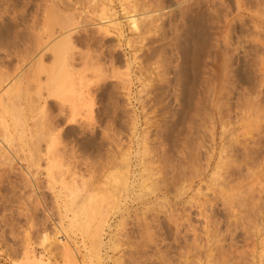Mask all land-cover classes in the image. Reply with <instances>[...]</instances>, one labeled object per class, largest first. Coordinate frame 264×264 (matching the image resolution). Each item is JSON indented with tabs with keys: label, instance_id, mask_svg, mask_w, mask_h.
I'll return each instance as SVG.
<instances>
[{
	"label": "rangeland",
	"instance_id": "rangeland-1",
	"mask_svg": "<svg viewBox=\"0 0 264 264\" xmlns=\"http://www.w3.org/2000/svg\"><path fill=\"white\" fill-rule=\"evenodd\" d=\"M51 1L0 0V24L2 23V25L0 26V71H6L8 72V74L12 72V74H9V76L11 75L10 78H12L14 77L13 72L21 69L23 71V74H26V77H32V75H29V72H32L31 70H33V68H31L33 66L30 67L32 61V64H35L34 67L40 65L41 63H45V66L47 65V67L50 66L48 64H53L52 62L53 59H55V56H51L53 53V49L51 48V46H53V42L51 40L55 38V35H57L58 37V34L53 33L54 36H52V33L50 31L47 32V26L45 27V29H47L45 31L44 22L45 25H49L47 22L48 18H50L51 13H53L54 11L57 12L58 9L59 10L57 14L60 13L62 16H60V14L56 15L54 13L55 17L53 14V16H51L52 19L50 18L49 20L50 22L52 20H56V17H61L63 21L65 20V23L67 22L68 18L69 23V17H72L74 15V18L71 19H75V21L71 20L70 22L73 21L76 23L77 18V22L80 21L78 24H83L84 22L83 25L87 26V28L85 27L84 31V26L82 25V27L77 24L76 30H73L70 35V40L72 41V44L74 46L73 50L77 49L74 50L75 52L73 51L75 54H77L76 52L79 51L84 56V53L86 54V51L91 50L92 48V51L95 50L99 52V50L102 49V46L100 47V45L103 44L104 54L101 56L104 57L100 58V64L104 72H106L107 69L112 70V68H110L112 65V67L115 68L114 65L117 66L116 63L120 61L121 63L118 64L122 65H120V67H118L119 65L117 66L120 69L124 65V68L127 69L129 67V62H132L130 65L131 68L129 67L128 72H126V76L130 77V85H128L129 83L127 80L124 79L125 82L123 81V78L126 77H123V75L125 74H123V72L125 71L124 69V71H120L121 74H123L122 79L119 71H117L116 69L112 70L113 72L115 70L119 72V75L117 74V72L114 73L115 75L117 74L116 77L119 76L117 77V79L120 78L118 79V81L120 80L121 84L117 83L118 81H114L116 80L115 77H113L115 79L112 80V76L110 77L112 81L108 78L100 80L99 78L95 77L97 80H100V82L98 81V84L100 83L98 85L96 83V79H92L91 77H89L90 71L87 70L86 63L82 62L85 59L84 57L83 60L79 61L77 66H79V69L80 67H86L85 69L87 70V72L89 71L88 73H85L84 68H82L83 71H81L80 69L83 79H87L88 84H90L89 81L91 80L96 81H92L93 84H90V87L93 85L92 87L95 88L92 89L91 87L92 92L90 93H93L95 92L94 90H97L92 94V96L94 97V95L97 93L95 95V98H92L90 93L89 95L87 94L88 98L93 99L92 101L91 99L87 98L88 100L92 101L93 108H91V110H89L88 112L83 111L77 113L74 117L76 118V121L74 122V120H72V122L70 120L71 116L69 117L70 119L66 118L69 116V114H71L67 110V108H65L69 106L65 104L66 106L64 105V109H66L67 111L65 110L61 112L62 110L59 111L60 109L58 110V108L56 107V105H60V103H58L59 100L57 101L55 99L57 101L55 102V97H49L50 99L46 97V104L48 103L50 105H45L47 111L41 117L44 119V124L43 119H41V122L43 126L47 125L45 122L48 118L47 123H49V125H55L56 123L58 127H55L58 130L56 129L55 132L59 136V141H62L66 144L68 143L67 145L69 146L74 145V147H76H73L74 150L72 152L68 151L69 153H64V161H82L89 163L88 167L91 176L88 175L89 170L86 171L85 169H83L85 168L83 163L81 166H79L80 171L78 175H83L84 180H87L86 182H83H85L89 188L91 187L90 189H94L90 193L93 192L95 195L100 196L103 188H106V184L104 183V174L111 168H113L111 167V163L113 164L117 161L123 160L124 157H128L131 159L134 165L140 159L146 162L148 170L149 172H151L149 175L151 185L149 187L151 189V191L149 190L151 192L149 197L152 200L149 203H146V205L145 203L142 204L143 197L137 198V200L134 196L135 198H126V200L123 201L124 203L121 204L119 208L118 205H116L117 209L116 206H113V208L107 213V220L101 231V235L99 236L100 239L97 238V245L95 244V248H93V245H91L92 239L90 238V236H88V234L81 230L82 228L73 220L71 214L72 212L70 211V213L69 211H65V209L62 210L64 208L62 207L63 203L61 204L62 199H55V196L57 194L56 189L58 188L50 189L47 183V178L43 173H35L33 172L34 170L32 171L30 168V170L27 169V172L26 167L28 166V162L23 159L21 160L22 162H19V159L17 160L13 156H9L10 159L7 158L8 160H11V157H13L11 162L7 159H0V198L2 197L0 199V264H88L89 262H92L93 264H264V191H262L264 190L262 189L264 188V177H262L264 176L262 175L264 174V111H262L264 110V77H262V75H264V71H262L264 70V68H262L264 67V64L261 65L262 69L259 70V60H264V54H262V52H264L262 50L264 49L261 50V48L264 47L260 46L259 50L258 44L257 49H255L256 46H254V43L257 40L260 41H258L259 43L264 42L262 41L264 40L262 39L264 38V27H262L264 26V18H260V14L264 13V10H262L260 7L264 6H260L259 4H264V1L261 0L262 2H259L257 0V4L255 3V0H253V3H251L252 0H248L249 4H247V0H243V3H246L248 5L247 6L242 4V0H237L238 2L236 0H224L223 3L222 0H217L218 4L217 1L215 2V0H184V4L183 0H178L179 5L177 0H163L164 2L161 1L163 5L160 4L161 6H155L157 5V3L159 4L158 0H151L150 4L152 5V7L150 9L151 5L147 2V0H144V4L148 3V5L145 4L144 6H141V2L143 1L136 0V3L138 2V7H142H140V9H142V12H140L139 8V10H136L137 7H135L136 4L132 2L133 0H130V3L127 0L128 3L126 4L128 5H125H131L130 10L133 11V13L131 12L133 15H130L128 13V9L127 11L125 10L126 6H124V4L122 7H125L123 8L125 11H120V9L122 8L121 3H125V0H121L122 2L118 0H108L109 2H106L108 6L104 2L106 0H103L102 2L97 0V4L90 3L91 1L95 0H87L90 5H87L88 3L85 0H81L82 3L80 2V0H60V2L58 0H53L52 2ZM84 1L86 2L85 6L87 8L94 5L98 7L99 3H101L100 5H103L104 7L107 6V8L109 9L113 8L114 11H108V13H106L107 11L105 12V8L103 9L102 6L101 9L105 12H102L104 13L103 19H105L104 16H107V20L103 21L102 18H99V16L102 14L98 11L99 7L97 8V10H93L95 6L93 7V9L89 7L88 9H92L93 11H95L94 13H97L98 11L99 15L98 13L93 15V11L91 10L92 14L88 17V14H90V12L88 13L87 8L84 9L82 7L84 6ZM154 1H156L157 3L155 2V4L153 5ZM167 1L169 3L171 1L173 3H170V5ZM165 2H167L168 5ZM109 3L111 4L109 5ZM195 3L198 5V7L194 6L196 5ZM132 4H134L133 7ZM237 4L239 8H241V11H239V8L235 7L237 6ZM180 5L183 8H181ZM162 6H164L165 8ZM178 6H180L181 9L178 10ZM243 6L247 11L242 8ZM53 7H55L56 9L54 10ZM143 7L146 8L145 11H143ZM188 7L190 8L189 10H187ZM191 7L193 9L196 7L195 9L197 11L195 9H191ZM248 7H250V9H248ZM255 7L258 8L259 11ZM107 8L106 10H109ZM209 8L211 9L208 10ZM235 8L239 10H236ZM155 9L158 10V13ZM170 9L173 10L171 11ZM174 9L178 10V12L175 13ZM135 10L137 13L134 12ZM256 10L260 13V16H257V14L254 13ZM238 11L240 17L237 15ZM86 12L88 14H85ZM112 12L113 14H115V16L109 15L110 13L112 14ZM124 12H126V15H124ZM146 12L148 13V16L152 14L151 16L153 18L156 16H163L164 19L160 17V20H163L162 22H164L165 25L161 24L162 22L159 21V23L162 25L160 27V24L157 22L159 18L157 17L156 20H158L156 21L154 19L153 21L152 17L151 19L146 14H144ZM166 12L169 16L166 14ZM181 12H184V15H179L181 14ZM186 12L188 13L187 18L190 16L192 17L193 15V17L201 19L204 26V31L206 29L205 34L207 44H205V49L203 51V53L205 54H202V58H204V61L201 59L203 63L199 62L200 64L198 63L193 67H197L199 69V72L201 73L198 72L197 68L192 71L193 68L191 67L190 63L183 58V56H185L186 48L188 47V41L186 40V35L183 34L184 32L180 33V31L182 32V30H185L184 24H186L187 18H185L184 16H186ZM138 13L142 17L145 15L144 18L146 23L150 20L156 26L155 22H157L156 29L157 27L160 29L154 31L155 27H152L154 25L151 22L147 23L149 25H146V23L143 22V24L145 23V25L142 26V24H140L142 23V20H140L141 22L139 21V19L142 18H139L140 16ZM251 13H253V15ZM75 14L80 15L76 16ZM66 15L70 16L68 17ZM86 15L89 20L91 19L92 15L95 16L92 17L93 21L90 20L92 23L88 22V18L86 17ZM96 15H98V19L100 20L96 19ZM122 15L124 16V18ZM137 15L139 16V19L137 18ZM46 16L47 20L44 21L46 19ZM64 16H66L67 18H63ZM134 16L136 17V19L134 18ZM236 16L237 18H235ZM82 17L84 18V20ZM129 17H132V19H134L135 21L138 19L139 26L137 25V23H135L137 25L136 28L138 29V27H140L138 31L140 30V32L142 31V33L145 32V36L144 34L138 32L135 28L134 29L136 30V32L134 33V29H132V31L131 29L129 30L131 26L128 24H130V22L128 21L127 23L126 21L129 19ZM168 17H171L172 19ZM173 17L174 19L177 18L176 22L175 20L173 21ZM180 17H184L183 20L185 21H182V18ZM262 17H264V14H262ZM61 18L60 20L62 21ZM212 18H214L215 20ZM41 19L42 23L40 24L41 26L43 25L42 27H40L39 24ZM114 19L116 22L118 19L121 27L118 26L116 22H114ZM259 19H262L260 21L262 23L259 22ZM109 20L111 23H114H112L114 27L111 28L112 25H109V30L108 27L106 28L108 30L106 31L109 32L108 35L107 32H104L97 26H99L100 23L101 26L105 27ZM169 20L171 24L167 22ZM57 21L59 22V20L53 21L54 26L57 25L55 24V22ZM179 21H181V23L183 22V26ZM216 21L218 22V24ZM53 22L51 23L53 24ZM86 22L89 24H86ZM110 22L108 24H110ZM172 22H174L176 25L180 24L179 26L177 25V27H180L181 29L180 30L179 28H177V30H180L179 32L177 30H174L176 28V25ZM224 22L226 24H229L230 22L231 23L229 25H225ZM126 23L128 26H130L129 28L128 26H126ZM207 23H209V25ZM258 23H260V25ZM52 24L49 25V29L51 26L50 30H52ZM94 24H97V26H94ZM151 24V27L153 29L149 28ZM31 25H33L34 27H31ZM58 25L56 27H58ZM88 25L92 26L88 27ZM140 25L144 28H148L147 30L152 29V33L146 31V28H143V30ZM4 26L7 30L4 28ZM116 26H118L119 28ZM1 27L6 30L4 33L1 32ZM56 27H54V31L56 30ZM79 27H81L83 31ZM93 27L95 29L97 28L103 31L105 37L104 35H102L103 32H99V30H97L98 32H96ZM182 27H184V29ZM131 28H133V26ZM111 29L114 33L111 31ZM219 30H221L222 33ZM222 30H225L226 33ZM215 31L219 32V34ZM34 32H37L36 35L38 36L35 37ZM95 32L96 36L94 39L93 37L95 35ZM256 32H259L260 35H258ZM49 33L51 34V37L49 36ZM135 33L139 35L141 34V36L136 35ZM213 33L217 35L215 36ZM99 34H101L102 36ZM225 34L228 38H225ZM135 35L139 36L140 39L136 38ZM142 36H144V38ZM253 36H257L255 39L260 36V39L258 38L256 41H254ZM89 37H91V39ZM87 38H89L91 41H88ZM117 38V42L120 43L116 42ZM127 38L130 39V41L127 42ZM41 39L44 40L43 44H39V42H41ZM81 39L84 40V42H80ZM99 39L103 41V43L99 41ZM223 40H226V42ZM104 41L107 45L109 43L111 44L108 45L110 48L116 47L119 44L120 48L118 46L116 47L119 52L113 48L114 50L112 53L114 57L112 58L114 59H112L111 61L114 64H112L111 61L107 62L109 60L107 53L108 46L104 44ZM140 41L142 43H140ZM239 41L241 42L240 50L242 49L243 51L237 49V46L240 43ZM129 42L133 43L131 45H133V47L136 46V48L132 49L133 47L129 44ZM125 43H128V47L131 46V48H128ZM222 43L224 44V46L226 43L227 46L225 49H228L229 51L226 50L225 53L222 54L223 52L218 53L219 49H216L217 51L214 52V49L217 48L214 47V45H220V51L225 50L224 47L221 46ZM94 44L95 46H93ZM137 44H139L140 46ZM47 45H50V48ZM179 45L183 46L180 47ZM235 45L237 46L235 47ZM45 46L50 49V52H52L51 54L49 52V49L45 48ZM105 46L107 47V49L105 48ZM178 46L179 48H181L180 50L177 49ZM212 46L214 47V49ZM40 47L43 51H40ZM81 47L84 50H82ZM151 47L154 48V50H152ZM138 48L141 52L137 50ZM222 48L224 50H221ZM105 49L107 52L105 51ZM131 49L132 51H136V53H139L134 54L133 52L136 58L139 55L137 58L138 60L131 55ZM235 49L240 51L243 54V57L240 56L241 53H239ZM45 50H47V52ZM181 50L183 51V56L179 57L180 54H182ZM257 50L261 52L258 53ZM227 51L229 52V54H231H227ZM233 51L234 54H236L235 51H237L238 54L234 55L237 58L236 60H238L236 61V65H232L235 63V60L233 61L235 57L232 56ZM21 54H23V57ZM119 54L121 58L119 57ZM219 54L221 56L223 55L224 57L219 56ZM36 55L37 57H35ZM39 55L40 57H42L43 55V61L42 58L40 59ZM44 55L46 59L44 58ZM143 55L145 56V58L146 56H148L147 58L150 57L151 59L149 58L148 60H145ZM140 56L142 59H144L143 62H141L142 59L140 60ZM19 57H21V59ZM31 57H39L40 61L36 59L39 63L36 65V60H32ZM132 57L135 58V61ZM205 57L208 58L206 59ZM245 57L247 58L245 59ZM2 58H4V61H2ZM181 58H183L184 60ZM222 58H226V63L224 62V60L222 61ZM47 59L51 62L48 63ZM179 59L181 61L183 60V64ZM45 60L48 64L45 62ZM124 60L125 63L122 62ZM209 60H211V62H209ZM21 61H24L23 64H21ZM137 61H139V63ZM220 61H222L221 64L225 63L224 70H222L223 67L221 65L219 66ZM5 62L6 64L8 63V68L7 66L5 67V65H3L5 64ZM105 62L110 64L106 67ZM205 62L206 64H209L210 67L209 65H204ZM176 63H179L180 66H174L176 65ZM136 64H138V66ZM226 64H228V67H226ZM126 65H128L127 68ZM132 65L134 66L132 67ZM181 65H185V68L181 69ZM24 66L29 68V70L31 68V70L28 71V69H25ZM136 66L139 69L142 68V70L140 69V71L138 69L139 71H137ZM204 66L207 67L206 72ZM208 68H210V70ZM211 68L213 69L211 70ZM10 69L11 71H9ZM184 69H186V71ZM19 70L15 73V75H18ZM190 70L194 73L190 72ZM225 70L230 74L228 72L225 73ZM241 70H243V73L241 72ZM112 71H110V74ZM178 71L179 79H177ZM182 71H185L183 73V76L181 74ZM187 71H189L191 77L186 76L189 74L186 73ZM209 71L211 73H209ZM26 72H28V76ZM108 72L109 71L107 70V74H109ZM141 72L143 75L142 78L141 75H139L141 74ZM154 72L156 73V75ZM196 73L199 75V77ZM205 73L206 76L210 74L209 80L207 81L206 79H208V76L206 77L204 75ZM222 74L225 76L226 80L225 78H222ZM42 75L44 76L43 73ZM42 75L40 73L41 83L44 82ZM138 75L140 77H136ZM200 76H203V78L205 77L206 82L202 83L203 79L202 81H200ZM31 77H28V80L25 78L26 82L25 80H23L24 83L26 84L28 81L31 82V86L32 84L36 85L37 83L34 80V76L33 78ZM146 77H148L150 81ZM133 78L134 83L132 82ZM145 78L149 81L147 86H145V83L147 81L143 82L144 85L141 82L145 80ZM191 78H193L195 85L193 84V81L190 80ZM182 79L183 81H180ZM227 79H229V81ZM103 80H105V82H103L102 84L101 81ZM225 81L228 82L226 83ZM187 82L189 84L191 82L193 88L191 84L190 86H188L189 84ZM84 83H87V81H85ZM112 83L116 85L113 87ZM140 83L142 85H140ZM9 84L10 80H5L1 84V86L3 87L0 86V90H5L9 86ZM208 84L212 85L211 90L213 92L211 90H208ZM95 85L97 86V88L99 87L100 90H98L99 88L97 89ZM122 85L123 88L124 86L127 87L126 85H128V87L123 89ZM142 86L145 87L143 88ZM153 86H156L158 90H153ZM119 87L123 89V92ZM178 87L180 89H177ZM191 88L195 92H192V90H190ZM125 89H128L130 91H124ZM137 89H142V92L138 91ZM217 89L218 91H220L219 93L218 91L215 92V90ZM196 90H198L199 93ZM199 90H201V92ZM115 91L118 93H116ZM125 92L128 93V95ZM185 92H187L186 95L183 94ZM211 92L214 94L217 93V95L215 94L217 97H215L214 94H211L212 96H210ZM189 93H191V95H189ZM200 94L202 95L200 96ZM59 108H61V105ZM84 112H86L87 114H83ZM64 115L67 116L65 117ZM78 115H81V117H79ZM64 117L68 120H66ZM49 125L47 126L49 127ZM221 159L222 161H220ZM6 160L8 162H6ZM109 160L111 163L108 162ZM108 163H110V165ZM75 177L77 178L79 176ZM76 180H78V178ZM81 180L82 179L80 178L77 183H82ZM217 182L219 184H216ZM86 184L85 188L87 189L88 187L86 186ZM220 184L221 187L219 186ZM94 186L96 189L94 188ZM227 188L231 189V191ZM97 189L99 194L95 192L97 191ZM104 192H102V194ZM220 192L223 193L221 194ZM231 195L234 198L231 197ZM132 199H136V201L133 202ZM52 200H54L55 202ZM138 202L141 203L139 204ZM63 211L65 215L63 214ZM70 218L72 219V221ZM145 225H147V227ZM74 227H76L77 230ZM140 227H143L141 229H144V231L141 230ZM67 236L68 238H66ZM60 241H62L63 243ZM64 243H67V245L64 246ZM66 249H68L69 251ZM69 255L71 256V258Z\"/></svg>",
	"mask_w": 264,
	"mask_h": 264
},
{
	"label": "bare ground",
	"instance_id": "bare-ground-1",
	"mask_svg": "<svg viewBox=\"0 0 264 264\" xmlns=\"http://www.w3.org/2000/svg\"><path fill=\"white\" fill-rule=\"evenodd\" d=\"M51 1V0H50ZM53 1V0H52ZM51 1V2H52ZM59 2H60V0H58ZM87 3H88V1L87 0H85ZM84 1V6H85V2ZM95 1H96V3H95ZM95 1H91L90 3H94V4H97V2L98 1H103V0H95ZM111 1V0H110ZM118 1H121V0H118ZM130 0H128V2H129ZM132 1V0H131ZM137 1H140V0H137ZM141 1H143V2H141V6H144L145 4L146 5H148V3L150 4V2H151V0L149 1V0H147V2L148 3H145L144 4V0H141ZM161 1H163V0H158V2H159V4L156 2V1H154V3H153V5L155 4V2L157 3V5H155V6H161L160 4H162V2ZM172 1V0H171ZM170 1V3L172 4L173 2H171ZM178 1V0H177ZM176 1V2H177ZM196 1V0H195ZM194 1V2H195ZM214 1V0H213ZM212 1V2H213ZM217 0H215V2H216ZM223 1L224 0H222V3H223ZM237 1V0H236ZM241 1V0H240ZM246 1V0H245ZM251 1V0H250ZM249 1V2H250ZM259 2H262V1H264V0H258ZM258 1L257 0H255V3H257L258 4ZM48 2V1H47ZM64 2V1H63ZM76 2V1H75ZM80 2H81V0H80ZM105 2V4L107 5V3L106 2H109L108 0H106V1H104ZM103 2V3H104ZM122 2V1H121ZM124 2V1H123ZM127 2V0H125V3H121L120 5H121V7L123 6V4H124V6H126V5H128V4H126V3H128ZM133 3H135L136 5H137V3H136V0H135V2H134V0L132 1ZM131 2V3H132ZM161 2V3H160ZM164 2V1H163ZM168 2V1H167ZM167 2H165V3H167ZM181 2V1H180ZM184 0H183V4H184ZM210 2V1H209ZM238 2V1H237ZM236 2V3H237ZM247 2V4H249L248 3V0L246 1ZM254 1L252 0V2L251 3H253ZM68 3H69V1H68ZM82 3V2H81ZM90 3H88L87 5H90ZM112 3V2H111ZM111 3H109V5L111 4ZM130 3V2H129ZM142 3H143V5H142ZM169 3V2H168ZM168 3H167V5H168ZM169 3V4H170ZM214 3V2H213ZM222 3H221V5H222ZM235 3V2H234ZM254 3V4H255ZM49 4V3H48ZM50 4H53V3H50ZM101 3H99V5H98V7H99V13H102V12H104L102 9H101V7L103 6V5H100ZM126 4V5H125ZM170 4V5H171ZM177 4V3H176ZM182 4V3H181ZM182 4V5H183ZM194 4V3H193ZM196 4V3H195ZM212 4V3H211ZM217 4H218V1H217ZM233 4V3H232ZM241 4V3H240ZM242 4L243 5H247L246 3H243V0H242ZM241 4V5H242ZM256 4V5H257ZM260 4V6H264V4H262V3H259ZM56 5V4H55ZM91 5H93V4H91ZM105 5V6H106ZM119 5V6H120ZM135 5V7H137L136 8V10H139L140 9V7H138V5L136 6ZM151 5V4H150ZM149 5V6H150ZM163 5V4H162ZM178 5H179V1H178ZM210 5V4H209ZM208 5V6H209ZM215 5V4H214ZM240 5V6H241ZM68 6V5H67ZM80 6H82V5H80ZM82 6L84 9H86L87 7L85 6ZM95 6V5H94ZM94 6H89L90 8H92L93 9V7ZM108 6V5H107ZM107 6L106 7H104L103 6V9L105 8V12L106 13H108V11L110 12V11H114V9L112 8V9H109V8H107ZM113 6V5H112ZM115 6V5H114ZM131 5L129 4V6H126V8L125 7H122L121 9H120V11L121 12H123L122 10H124L123 8H125V10L127 11V9H128V13L131 15L132 13H133V11H131L130 10V7ZM134 6V4H132V7ZM148 6V7H149ZM165 6V5H164ZM164 6H162V7H164ZM177 6V5H176ZM181 6V5H180ZM180 6H178V10L179 9H181V8H183L182 6H181V8H180ZM191 6V5H190ZM194 6H197L198 7V5L196 4V5H194ZM216 6V5H215ZM237 6H238V4H237ZM237 6H235L236 8H239V6L237 7ZM248 6V5H247ZM246 6V7H247ZM255 6V5H254ZM258 6V5H257ZM259 6V7H260ZM65 7V6H64ZM88 7V8H89ZM97 6H95V8L93 9V10H97V8H98ZM128 7V8H127ZM134 7V8H135ZM146 7V6H145ZM151 7H152V5L150 6V9H151ZM185 7H187V6H185ZM229 7V6H228ZM54 8V10L56 9L55 7H53ZM87 8V10H88V13L90 12V14H88L87 12L85 13V14H88V17L92 14V12H91V10L92 9H88ZM106 8L107 9H109V10H106ZM111 8V7H110ZM116 8V7H115ZM139 8V9H138ZM142 8V7H141ZM144 8V7H143ZM147 8V7H146ZM146 8H144V10L143 11H145L146 10ZM154 8V7H153ZM157 8V7H156ZM159 8V7H158ZM165 8V7H164ZM176 8V7H175ZM196 8V7H195ZM194 8V9H195ZM212 8V7H211ZM211 8H209L208 10H210ZM216 8V7H215ZM220 8V7H219ZM235 8V9H236ZM243 9H244V6L242 7ZM256 8V7H255ZM262 10H264V7H260ZM133 9V8H132ZM177 9V8H176ZM176 9H174V11H175V13L176 12H178V10H176ZM190 8L188 7V9L187 10H189ZM191 9H193L192 7H191ZM193 9V10H194ZM214 9V8H213ZM226 9V8H225ZM229 9H231V8H229ZM228 9V10H229ZM234 9V8H233ZM240 9V10H239ZM239 9H236V10H239V11H241V8H239ZM242 9V10H243ZM248 9H250V7H248ZM256 9H258V8H256ZM52 10V9H51ZM53 10V11H54ZM59 10V9H58ZM58 10H57V12L56 11H54L53 13H51V15H50V18H51V16H53V14L55 13L56 15H59V14H57L58 13ZM87 10H84V11H87ZM92 10V11H93ZM100 10H102V11H100ZM124 10V11H125ZM134 10V9H133ZM136 10L134 11L135 13H137L136 12ZM142 9H140L139 11L140 12H142L141 11ZM154 10V9H153ZM156 10V9H155ZM163 10V9H162ZM171 11L173 10V9H170ZM186 10V9H185ZM185 10H184V12H185ZM196 10V9H195ZM236 10H235V12H236ZM245 10V9H244ZM243 10V11H244ZM252 10V9H251ZM98 11H97V13H98ZM130 11V12H129ZM138 11V12H139ZM152 11V10H151ZM157 11V13H158V10H156ZM166 11V10H165ZM164 11V12H165ZM174 11H173V14H174ZM181 11V10H180ZM197 11V10H196ZM218 11V10H217ZM239 11L237 12V15L239 16ZM242 11V12H243ZM245 11H247V10H245ZM258 11H259V9H258ZM75 12V11H74ZM95 11H93V15L94 14H97V13H94ZM104 12V13H105ZM132 12V13H131ZM155 12V11H154ZM168 12H169V10H168ZM184 12L182 13L181 12V14H179V15H184ZM200 12H201V10H200ZM206 12H207V10H206ZM211 12V11H210ZM249 12V11H248ZM45 13V12H44ZM47 13V12H46ZM99 13H98V15H99ZM104 13H102L100 16H99V18H102V20L104 21V20H107V16L105 17L104 16V18L105 19H103V14ZM117 13V12H116ZM153 13V12H152ZM156 13V12H155ZM154 13V14H155ZM160 13V12H159ZM161 13H162V11H161ZM170 13H172V12H170ZM191 13V12H190ZM195 13V12H194ZM254 13H256L257 14V16H260L261 15V17L260 18H264V17H262V14H264V13H262V14H260L259 12H257V10L254 12ZM55 14H54V17H55ZM123 14V13H122ZM139 14V13H138ZM142 14V13H141ZM144 14H148L147 12L146 13H144ZM151 14V13H150ZM149 14V15H150ZM164 14V13H163ZM166 14L168 15V13L166 12ZM165 14V15H166ZM187 12H186V16H184L185 18H187ZM220 14V13H219ZM248 14V13H247ZM252 15H253V13H251ZM255 14V15H256ZM260 14V15H259ZM76 15V14H75ZM80 15V14H79ZM79 15H76V16H79ZM92 15V17H95V16H93ZM98 15H96V19H98ZM106 15H108V14H106ZM110 16H115V14H113V12H112V14L110 13L109 14ZM124 15H126V12H124ZM133 15V14H132ZM152 15V14H151ZM148 16V17H152V16ZM157 15H159V14H157ZM178 15V14H177ZM232 15V14H231ZM230 15V16H231ZM1 16V15H0ZM16 16V15H15ZM60 16H62L61 14H60ZM66 16H68V15H66ZM66 16H64L63 18H65ZM70 16V15H69ZM68 16V17H69ZM74 16V15H73ZM69 17L70 18V20H69V23H68V18H67V22L65 23L64 21H63V19L61 18V17H56V18H53V19H56V20H59V22L57 21V22H55V24H59L58 25V27H56V26H54V22L53 21H56V20H52L51 22H53V24L49 21L50 20V18H48V20H47V16H46V19L44 20V21H46L47 20V22H48V24L49 25H53L52 26V30L54 31V27H56L55 29V31H56V33H55V31L53 32L52 30H50L51 29V26H50V29H49V25H45V22H44V29H45V27L47 26V29H45V31L47 30V32L48 31H50L51 33H52V36H54V34H58V37H57V35H55V38L53 39V40H51L53 43H52V45L53 46H51V48L53 49V53L52 52H50V45H47V46H49V48L47 47V46H45V48H48L49 49V52H50V54L52 53V55L51 56H55V59H53V64H48V63H50L51 61H49L48 59H49V57H48V63L46 62V60H45V62L48 64V65H50V66H48L47 67V65L45 66V63H41L40 65H37L39 62L38 61H40V59L43 57V55H42V57H40V55H39V57H40V59H39V57L38 58H35V57H37V55L34 57V58H32V60H36L35 61V63H36V67H34V65L32 64L33 63V61H32V63L30 64V67L31 66H33V67H31V68H33V70H31V68H30V70L32 71V72H29V75H32V77L31 76H28V72H26L27 73V76L28 77H31V78H33V76H34V80H35V82L37 83L36 85H33L32 84V86H34V87H32L31 86V82H28L27 81V83L25 84L24 83V81L23 80H25V78L27 79L28 77H26L25 75L26 74H23V71L20 69H18L19 70V73H18V75H15V73L18 71H16V72H13L14 73V77H12V78H10V76H9V74H12V72L11 73H9L8 74V72H6V71H0V86H1V84L5 81V80H7V79H9L10 80V84H9V86L4 90H0V159H7V158H9V156H13V157H15L17 160L19 159V162H22L21 160L23 159V160H25L26 162H28V166L26 167V171L28 172V170H34L33 172H35V173H43L45 176H46V178H47V183H48V186H49V188L50 189H56V188H58V189H56L57 190V194H56V196H55V199L56 198H61L62 199V202H61V204L63 203V205H62V207H64L62 210H64L65 209V211H71L70 213L72 214V218H73V220L76 222V224L77 225H79L81 228H79V229H81V230H83L86 234H88V236H90V238L92 239V242H91V245H93L92 247L93 248H95L94 246H95V244L97 245V238H99V236L101 235V231H102V229H103V227H104V225H105V223H106V220H107V213H108V211L109 210H111L112 208H113V206H116V205H118V208L121 206V204H123L124 202L123 201H125L126 200V198H128V197H133V198H135L136 197V199L137 198H142L143 199V201H142V204L143 203H149L152 199L149 197V195H150V191H151V189L149 188L151 185H150V177H149V175H150V173L151 172H149V170H148V167H147V165H146V162H144L142 159H140L139 161H137V163L134 165L133 164V162L131 161V159L130 158H128L127 156V158H123V160H120V161H117V162H115V163H111L110 162V160L108 161V162H110L111 163V167H113V168H111V169H113V170H109V171H107L104 175H105V177H104V175H103V177L105 178V180H104V183L106 184V188L104 189L103 188V190H102V192H104V190H105V192L102 194V192H101V195L99 196V195H95L93 192V194L92 193H90L92 190H94V189H90L88 186H87V184L85 183L86 181L84 180V176L82 177L81 175H78L79 174V171H80V168H79V166H81L82 165V163L84 164V167L85 168H83V169H85L86 171H88L89 170V167H88V164L89 163H87V162H82V161H73V162H69L68 160V162L67 161H64L63 160V158L65 157L64 156V153H66V152H68V151H73L74 149H73V147H74V145H67L66 143H64V142H62V141H59V139H58V134L55 132L56 131V127L55 126H57L56 125V123H55V125H49V123H47L48 122V118H47V121L45 122L47 125H49V127L47 126V125H45V126H43V124H44V119L43 118H41L42 117V115H44V113L47 111L46 109V106L47 105H50V104H46V97L47 98H53V97H55L54 98V100L56 99L57 101H58V103H60V105H61V108H59L60 107V105L58 106V105H56V107L58 108V110L59 111H61V112H63V111H65L66 109H64V105L66 104L67 106H69V107H65V108H67V110L71 113V114H69V112H68V114H69V116L68 117H66L65 115V117L66 118H68V119H70L69 117L71 116V121L72 120H74V122L76 121L75 119L76 118H74L75 116H76V114L77 113H80V112H83V111H86V112H88L89 110H91V108H93L92 106H93V103H92V101H93V99L92 98H95V95L97 94H95L94 95V97L92 96V94L93 93H95L97 90H94L95 92H93V93H90V92H92L91 91V87L93 86H91L90 87V84H93V82L95 81V80H91V81H89V83L90 84H88V80L87 79H83V76H82V74H81V71H83V69L82 68H84V67H80V69H81V71H80V69H79V66H77V64L79 63V61H81V60H83L84 59V57H85V59L82 61L83 63H86V66H87V70H89L90 71V76L89 77H91L92 79L94 78V79H96V78H99L100 80L101 79H106V78H108V79H110V77L112 76V80L113 79H115L116 78V80H114V81H118V79H120V78H118L117 79V77H119V76H117L116 77V75L120 72V71H124L123 72V74H121V72H120V76H121V79H122V75H123V77L124 76H126V72H128V68L130 67V65H131V63L132 62H129V67L127 68V66L128 65H126V68L127 69H125L124 67H125V65L120 69V68H118V67H120V65H122V64H118V63H121V61L120 62H118V63H116V65L118 66H115L114 65V67L115 68H113L111 65V67L110 68H112V70L113 69H116L117 71H119V72H117L116 70L114 71L115 73L117 72V74L115 75V73L112 71V70H109V69H107L109 72V74H107V70H106V72H104V70L102 69V67H101V64H100V58L101 57H104V56H101V55H103L104 54V47H103V44L102 45H100V47L102 48L101 50H99V52H97V51H95V50H93L92 51V49L91 50H87L86 51V49H85V51H86V54L84 53V56L81 54V52H79V51H77L76 53L77 54H75L74 52V50H77V49H74L73 50V48H74V46H73V44H72V41L70 40L71 39V37H70V35H71V33L73 32V30H76V26H77V24L80 22L79 20V22H77V18H76V23L75 22H70L71 20H74L75 21V19H71V18H74V17ZM118 16V15H117ZM123 16V15H122ZM139 16H140V14H139ZM138 15H137V18L139 17ZM145 16V15H144ZM144 16L142 17V16H140L139 18H142V19H139V21L140 20H142V23H140V24H142V26L143 25H145V18H144ZM146 16V17H147ZM156 16V15H155ZM169 16V15H168ZM172 16V15H171ZM189 16H190V14H189ZM18 17V16H17ZM44 17V16H43ZM86 17H87V15H86ZM87 17V18H88ZM92 17H91V19L90 20H92ZM121 17V16H120ZM119 17V18H120ZM158 16H156V17H152L153 18V21H154V19L156 20V18H157ZM160 17H162L163 18V16H159L158 18H159V20L157 21L158 23H159V21H161L160 20ZM166 17V16H165ZM184 17L182 18V17H180V18H182V21H185V20H183L184 19ZM205 17V16H204ZM215 17V16H214ZM227 17V16H226ZM229 17V16H228ZM240 17V16H239ZM256 17V16H255ZM255 17H252V18H255ZM60 18L62 19V21L60 20ZM83 18V17H82ZM108 18H110V17H108ZM113 18V17H112ZM111 18V19H112ZM117 18V17H116ZM115 18V19H116ZM123 18H124V16H123ZM122 18V19H123ZM127 18V17H126ZM125 18V19H126ZM134 18L136 19V17L134 16ZM144 18V19H143ZM151 18V19H152ZM168 18H170V19H172L171 17H168ZM235 18H237V16L235 17ZM43 19V18H42ZM42 19L40 20V22H39V24L40 23H42L41 21H42ZM52 19V18H51ZM95 19V18H94ZM115 19H114V22H116L115 21ZM138 19L135 21L134 19H132V17L130 18L129 17V19L128 20H126L127 21V23H128V21L130 22V24H128V25H130L131 27L133 26V28H131L130 26H128L127 25V23H126V26H128V28H129V30L131 29V31H132V29H136L137 31H138V29H140V27H138V29L136 28L137 27V25H138ZM147 19H149V18H147ZM164 19V18H163ZM177 19V18H176ZM176 19H174V17H173V21L175 20V22H176ZM212 19H214V18H212ZM219 19V18H218ZM258 19V18H257ZM3 20V19H2ZM2 20H1V22H2ZM83 20H84V18H83ZM87 20V19H86ZM89 20V18H88V22H90V23H92L91 21ZM98 20H100V19H98ZM101 20V21H102ZM144 20V21H143ZM168 20V19H167ZM215 20V19H214ZM222 20V19H221ZM256 20V19H255ZM262 19H259V22L261 21ZM4 21V20H3ZM93 21V20H92ZM163 21V20H162ZM161 21V22H162ZM47 22H46V24H47ZM82 22V21H81ZM106 22V21H105ZM109 22H110V20H109ZM108 22V23H109ZM141 22V21H140ZM143 22H145L144 24H143ZM149 22H151L152 23V21H148L147 23H149ZM157 22H155L156 23V26H157ZM167 22H169L170 24H171V22H170V20L169 21H167ZM178 22V21H177ZM180 23H181V21H179ZM206 22V21H205ZM217 22V21H216ZM227 22H228V20H227ZM74 23H75V25H74ZM94 23V22H93ZM96 23V22H95ZM98 23V22H97ZM107 23V22H106ZM106 24L105 25V27L104 26H101L100 25V23H99V26H97V24L95 25L94 24V26H97L99 29H101V30H103L104 32H107L108 30H109V25H112V23L110 22V24ZM117 24H118V26H120V24H119V22H118V19H117V22H116ZM115 23V24H116ZM135 23H137V25L135 24ZM146 23V25H149V24H147ZM172 23H174V22H172ZM225 23V22H224ZM231 23V22H230ZM229 23V24H230ZM256 23H257V21H256ZM260 23H262V22H260ZM260 23H258L259 25H260ZM33 24H34V22H33ZM63 24V25H62ZM83 24H84V22H83ZM82 23H80V24H78V25H80V26H82L83 25ZM86 24H89V23H87L86 22ZM114 24V23H113ZM153 24V23H152ZM152 24L150 25V27L149 28H152V27H155V29H156V26L154 25V26H152ZM160 24V23H159ZM161 24H164L165 25V23L164 22H162ZM160 24V27L162 26ZM169 24V25H170ZM175 24V23H174ZM182 24V26H183V22L181 23ZM208 25H209V23H207ZM213 24V23H212ZM211 24V25H212ZM217 24H218V22H217ZM228 23L226 24L225 23V25H229ZM2 25V23L0 24V26ZM3 25H4V22H3ZM72 25H74V26H72ZM136 25V26H135ZM176 25V24H175ZM174 25V26H175ZM178 25V24H177ZM177 25H176V28L174 29V30H177V28H179L180 29V27H177ZM180 25V24H179ZM178 25V26H179ZM186 25V26H185ZM206 25V24H205ZM262 25V24H261ZM7 26V25H6ZM36 26V25H35ZM43 26V25H42ZM41 26V24H40V27H42ZM72 26V27H71ZM84 26V25H83ZM82 26V27H83ZM91 27L92 25H88V27ZM101 26V27H100ZM118 26H116V27H118ZM135 26V27H134ZM139 26V25H138ZM141 26V25H140ZM141 26V27H142ZM152 26V27H151ZM218 26H220V25H218ZM252 26H253V24H252ZM31 27H34L33 25H31ZM37 27V26H36ZM85 27L87 28V26H84L83 27V29H84V31H85ZM102 27H103V29H102ZM108 27V30L106 29ZM114 27V25H112V27L111 28H113ZM121 27V26H120ZM184 27H185V30L183 31L182 30V32L178 29L177 31L179 32L180 31V33H183L184 35H186V40L188 41V47L186 48V51H185V56H183V48H182V54H180V56L179 57H182L183 56V58L187 61V62H189L190 63V65H191V67L193 68L195 65H197L199 62H202V60L204 59V58H202V54H205V53H203V51H204V47H205V44H207L206 42V34H205V31H206V29H205V31H204V26H203V23H202V21H201V19H199V18H197V17H193V15H192V17L190 16V17H188L187 19H186V24H184ZM184 27H182L183 29H184ZM213 27H215V26H213ZM227 27V26H226ZM256 27V26H255ZM258 27V26H257ZM262 27H264V26H262ZM2 28V27H1ZM4 28L6 29V27L4 26ZM80 29H81V27H79ZM94 28V27H93ZM92 28V29H93ZM119 28V27H118ZM144 27H142V29H143ZM146 28V27H145ZM144 28V29H145ZM172 28H173V24H172ZM212 28V27H211ZM222 28V27H221ZM5 29H1V32H5L6 30ZM39 29V28H38ZM95 29V28H94ZM99 29H95L96 30V32H98L97 30H99ZM134 29V31H133V33L134 32H136V30ZM143 29V30H144ZM148 28H146V31H148V32H151V30L153 29H149V30H147ZM154 29V31H157V29H160V28H158L157 27V29L155 30ZM217 29H218V27H217ZM82 30V29H81ZM94 30V31H95ZM101 30H99V32L101 31ZM107 30V31H106ZM114 30V29H113ZM123 30V29H122ZM213 30V29H212ZM79 31V30H78ZM83 31V30H82ZM93 31V30H92ZM103 31H101V32H103ZM111 31H112V29H111ZM121 31V30H120ZM130 31V32H131ZM153 31V32H154ZM220 32H221V30H219ZM222 31H224L225 33H226V31L225 30H222ZM262 31V30H261ZM38 32V31H37ZM36 32V33H37ZM77 32V31H76ZM96 32L94 33L95 35H94V39H95V36H96ZM104 32H103V34L102 35H104ZM113 32V31H112ZM138 32H140V30L138 31ZM137 32V33H138ZM176 32V31H175ZM214 32V31H213ZM216 32V31H215ZM36 33L34 32V36L36 37V36H38V35H36ZM54 33V34H53ZM108 33V35H109V32H107ZM114 33V32H113ZM124 33V32H123ZM137 33H135L136 35H139V34H137ZM141 34H144V33H142V31L140 32ZM152 33V32H151ZM158 33V32H157ZM216 33H218L219 34V32H216ZM222 33V32H221ZM258 35H260V33L259 32H256ZM32 34V33H31ZM50 34V33H49ZM106 34V33H105ZM111 34V33H110ZM141 34L139 35V36H141ZM182 34V35H183ZM214 34V33H213ZM224 34V33H223ZM262 34V33H261ZM99 35H101V34H99ZM101 35V36H102ZM112 35H114V34H112ZM134 35V34H133ZM135 35V36H136ZM178 35V34H177ZM215 35V34H214ZM217 35V34H216ZM215 35V36H216ZM229 35V34H228ZM254 35V34H253ZM257 35V36H258ZM50 37H51V34L49 35ZM48 36V37H49ZM91 36V35H90ZM139 36H136V38H139L140 39V37ZM144 36H145V34H144ZM144 36H142L143 38H144ZM154 36V35H153ZM224 36V35H223ZM256 36V37H257ZM32 37V36H31ZM104 37H105V35H104ZM103 37V38H104ZM106 37H107V35H106ZM155 37V36H154ZM153 37V38H154ZM184 37V36H183ZM214 37V36H213ZM220 37V36H219ZM254 38V41H256L258 38L260 39V36L257 38V39H255L256 37L255 36H253ZM38 38V37H37ZM83 38V37H82ZM90 39H91V37H89ZM89 38H87V40L89 41L90 39ZM99 38V37H98ZM130 38V37H129ZM223 38V37H222ZM225 38H228L227 36H226V34H225ZM224 38V39H225ZM252 38V37H251ZM262 38V37H261ZM47 39H49V38H47ZM128 39V38H127ZM139 39H136V40H139ZM213 39V38H212ZM217 39H219V38H217ZM221 39V38H220ZM262 39H264V38H262ZM35 40V39H34ZM33 40V41H34ZM84 40H85V38H84ZM84 40H82L81 39V41L80 42H84ZM97 40V39H96ZM214 40H215V38H214ZM222 40V39H221ZM227 40V39H226ZM226 40H223V41H225L226 42ZM3 41H4V39H3ZM91 41V40H90ZM99 41H101L100 39H99ZM118 41V38H117V40H116V42ZM121 41V40H120ZM128 41H130V39H128L127 40V42ZM142 41V40H141ZM140 41V43H142ZM238 41V40H237ZM244 41H246V40H244ZM243 41V42H244ZM259 40H257L256 42H258ZM262 41H264V40H262ZM71 42V43H70ZM79 42V43H80ZM95 42V41H94ZM102 43H103V41H101ZM105 42V41H104ZM214 42V41H213ZM240 42V41H239ZM238 42V43H239ZM252 42V41H251ZM254 43L255 45L254 46H256V48L255 49H257V47H258V49L260 48V46L261 47H264V42H262V43ZM44 43V40H42L41 39V42H39V44H43ZM100 43V42H99ZM117 43H120V42H117ZM138 43V42H137ZM139 43V44H140ZM176 43V42H175ZM217 43V42H216ZM237 43V44H238ZM4 44H5V42H4ZM12 44V43H11ZM101 44V43H100ZM104 44H106V42L104 43ZM110 44V43H109ZM108 44V45H109ZM126 45H127V47H128V43H125ZM129 44L131 45V44H133V43H130L129 42ZM139 44H137V45H139ZM153 44V43H152ZM215 44V43H214ZM240 44H241V42L239 43V48H238V46L237 45H235V47L237 46V49L238 50H240ZM257 44H258V46H257ZM262 44V45H261ZM79 45V44H78ZM107 45V44H106ZM107 45V46H108ZM111 45V44H110ZM125 45V46H126ZM175 45V44H174ZM176 45H178V44H176ZM251 45V44H250ZM6 46H7V44H6ZM44 46V45H43ZM93 46H95V44L93 45ZM115 46H116V43H115ZM118 47H119V44L117 45ZM116 46V47H117ZM132 47H133V45H131ZM131 46L130 47H128V48H131ZM140 46V45H139ZM148 46V45H147ZM180 46V45H179ZM179 46H178V48L177 49H181V48H179ZM183 45H181L180 47H182ZM221 46H223L224 47V49L226 48V43H225V46H224V44L222 43V45ZM241 46H243V45H241ZM14 47V46H13ZM76 47H78V46H76ZM116 47H113L114 49H116ZM176 47V46H175ZM213 47V46H212ZM214 47H217V48H215L214 49ZM214 47H213V49H214V52L215 51H217L216 49H219V52L218 53H222V54H224L225 53V51L226 50H228V49H221V50H224V51H220V45L218 46H215L214 45ZM235 47H233V48H235ZM17 48H19V47H17ZM43 48V47H42ZM44 48V49H45ZM105 48L107 49V47L105 46ZM113 48H110L109 46H108V49H107V51H106V49H105V51L108 53V57H109V60L107 61V62H109V61H111L112 59H114V58H112V57H114L113 56ZM120 48V47H119ZM134 48H136V46L135 47H133L132 49H134ZM23 49V48H22ZM39 49H41V47L39 48ZM38 49V50H39ZM81 49H82V47H81ZM80 49V50H81ZM111 49H112V51H111ZM132 49H131V51H132ZM151 49L152 50H154V48H152L151 47ZM173 49V48H172ZM210 49V48H209ZM237 49H235V50H237ZM262 49H264V48H261V50ZM11 50V49H10ZM82 50H84V49H82ZM81 50V51H82ZM117 50V49H116ZM138 51H139V48L137 49ZM179 50H177V51H179ZM234 50V49H233ZM237 50V51H238ZM260 50V49H259ZM259 50H257V52L258 53H260L259 52ZM19 51V50H18ZM40 51H43L42 49L40 50ZM46 52H47V50H45ZM74 51V52H73ZM118 51V50H117ZM208 51V50H207ZM229 51V50H228ZM227 51V52H228ZM237 51H235L236 52V54H237ZM240 51H243L242 49L240 50ZM240 51H238L239 53H241ZM262 51H264V50H262ZM32 52V51H31ZM83 52V51H82ZM119 52V51H118ZM117 52V53H118ZM126 52V51H125ZM133 52L134 51H132L131 53V55L132 56H134V54L136 53V51L134 52V54H133ZM139 52H141V51H139ZM256 52V53H257ZM23 53V52H22ZM27 53V52H26ZM38 53V52H37ZM115 53V52H114ZM175 53V52H174ZM218 53H217V55H218ZM20 54V53H19ZM24 54V53H23ZM23 54H21L22 55V57H23ZM33 54V53H32ZM31 54V55H32ZM122 54V53H121ZM136 54H139V53H136ZM216 54V53H215ZM227 54H229V52L227 53ZM231 54V53H230ZM229 54V55H230ZM236 54H234V51L232 52V56H234V55H236ZM242 54V53H241ZM240 54V56H242L243 57V54L241 55ZM246 54V53H245ZM262 54H264V52H262ZM9 55V54H8ZM31 55H29V56H31ZM34 55V54H33ZM124 55V54H123ZM155 55V54H154ZM216 55V56H217ZM238 55V54H237ZM48 56V55H47ZM107 56V55H106ZM139 56V55H138ZM138 56H137V58H138ZM142 56V55H141ZM141 56H140V60L142 59L141 58ZM208 56V55H207ZM215 56V55H214ZM219 56H221L220 54H219ZM223 56V55H222ZM221 56V57H222ZM246 56V55H245ZM27 57V56H26ZM117 57V56H116ZM119 57H120V54H119ZM123 57H125V56H123ZM131 57V56H130ZM130 57H129V59H130ZM135 58H136V56H134ZM134 57H132V58H134ZM143 57L145 58V56L143 55ZM148 56H146V58H147ZM224 57V56H223ZM231 57V56H230ZM235 57V56H234ZM233 57V58H234ZM238 57V56H237ZM241 57V58H242ZM20 59H21V57H19ZM44 58H45V55H44ZM52 58V57H51ZM121 58V57H120ZM119 58V59H120ZM131 58V59H132ZM135 58H134V61H135ZM136 58V59H137ZM145 58V60H148L149 58H147L146 59ZM160 58V57H159ZM183 58H181V59H183ZM206 58V57H205ZM208 58V57H207ZM206 58V59H207ZM239 58V57H238ZM247 57H245V59H246ZM4 58H2V61H4L3 60ZM46 59V58H45ZM127 59H128V56H127ZM151 59V58H150ZM153 59H154V57H153ZM174 59V58H173ZM183 59V60H184ZM202 59V60H201ZM213 59V58H212ZM221 59V58H220ZM225 59L226 58H222V61L224 60V62L226 63V61H225ZM229 59H232V58H229ZM237 58L235 57L234 59H233V61L235 60V63L234 64H232V65H236L237 63H236V61H238V60H236ZM245 59H243V60H245ZM23 60H25V59H23ZM27 60V59H26ZM69 62H68V61ZM107 60V59H106ZM122 60H123V58H122ZM126 60V59H125ZM125 60L124 61H122L123 63H125ZM138 60V59H137ZM139 60V61H140ZM143 60L144 59H142L141 60V62H143ZM180 60V59H179ZM183 60L181 61V63L183 62ZM261 60L262 59H260L259 61V63H260V68H259V70H261L262 68H264V67H262L261 68V65L262 64H264V63H262V62H264V60H262V62H261ZM7 61V60H6ZM29 61V60H28ZM42 61H43V58H42ZM132 61V60H131ZM133 61V62H134ZM139 61H137L138 63H139ZM204 61V60H203ZM205 61H207V60H205ZM222 61H220V64H219V66L221 65L222 67V70H224V66H225V63H223V64H221L222 63ZM12 62V61H11ZM23 62L24 61H21V64H23ZM30 62H31V60H30ZM29 62V63H30ZM117 62V61H116ZM141 62H140V65H141ZM154 62V61H153ZM177 62H178V60H177ZM185 62V61H184ZM209 62H211V60H209ZM227 62H228V60H227ZM231 62H232V60H231ZM2 63V62H1ZM111 63H112V61H111ZM128 63V62H127ZM151 63V62H150ZM149 63V64H150ZM180 63V62H179ZM179 63L177 64L176 63V65H174V66H178L179 65ZM180 63V64H181ZM203 63V62H202ZM208 63V62H207ZM239 63V62H238ZM10 64V63H9ZM15 64V63H14ZM42 64H44V65H42ZM105 66L107 67L109 64L108 63H106L105 62ZM112 64H114V63H112ZM183 64V63H182ZM200 64V63H199ZM228 64H230V63H228ZM228 64H226V67H228ZM3 65H5V67L8 65V63L6 64V62H5V64H3ZM11 65V64H10ZM13 65V64H12ZM134 65H135V63H134ZM134 65H132V67L134 66ZM137 66H138V64H136ZM158 65V64H157ZM204 65H209V64H206V62H205V64ZM22 66V65H21ZM28 66H29V64H28ZM136 66V69H137V71H139L140 69L142 70V68H138ZM143 66V65H142ZM180 66V65H179ZM183 65H181V69L182 68H185L184 66L182 67ZM218 66V67H219ZM1 67V66H0ZM2 67H4V66H2ZM9 66H7V68H8ZM11 67V66H10ZM25 67V66H24ZM105 67V68H106ZM199 67H200V65H199ZM209 67H210V65H209ZM225 67V68H226ZM27 67H25V69H26ZM34 68H36V69H34ZM86 68V67H85ZM84 68V69H85ZM118 68V69H117ZM131 68V67H130ZM175 68V67H174ZM197 68V67H196ZM196 68H193V70L192 71H194V69H196ZM206 68L207 67H205L204 66V69H205V72H206ZM214 68V67H213ZM213 68H211V70L213 69ZM231 68V67H230ZM13 69V68H12ZM15 69V68H14ZM17 69V68H16ZM28 69V71H30L29 70V68H27ZM120 69V70H119ZM124 69V70H123ZM134 69V68H133ZM139 69V70H138ZM149 69V68H148ZM179 69V68H178ZM191 69V68H190ZM198 69V68H197ZM209 70H210V68H208ZM232 69V68H231ZM230 69V70H231ZM238 69V68H237ZM2 70V69H1ZM3 70H4V68H3ZM35 70V71H34ZM87 70L85 69V73L87 72ZM127 70V71H126ZM132 70V69H131ZM135 70V69H134ZM140 70V71H141ZM185 71H186V69H184ZM215 70V69H214ZM229 70V71H230ZM258 70V71H259ZM8 71V70H7ZM9 71H11V69L9 70ZM14 71V70H13ZM25 71H27V70H25ZM24 71V72H25ZM88 71V72H89ZM110 71H112L111 72V74H110ZM143 71H145V70H143ZM153 71V70H152ZM180 71V70H179ZM179 71H178V78L177 79H179ZM184 71V72H185ZM191 70H190V72H192ZM196 71V70H195ZM243 70H241V72H242ZM262 71H264V70H262ZM87 72V73H88ZM174 72V71H173ZM177 72V71H176ZM183 71H182V76H183V73H184ZM197 72V71H196ZM198 72H199V69H198ZM197 72V73H198ZM226 72H228V71H226L225 70V73ZM231 72V71H230ZM237 72V71H236ZM240 72V71H239ZM240 72V73H241ZM260 72V71H259ZM31 73H34V74H31ZM40 73H41V75H42V73L44 74V76L42 77L43 78V83H41V76H40ZM133 73V72H132ZM139 73V72H138ZM137 73V74H138ZM155 73V72H154ZM187 74L189 73V71H187L186 72ZM192 73H194V72H192ZM196 73V74H197ZM199 73H201V72H199ZM209 73H211L210 71H209ZM225 73H223V74H225ZM229 73V72H228ZM227 73V74H228ZM233 73H234V71H233ZM238 73V72H237ZM243 73V72H242ZM262 73V72H261ZM25 76V78H24V76ZM135 74H136V71H135ZM218 74H220V73H218ZM222 74V75H223ZM230 74V73H229ZM119 75V74H118ZM127 75H128V73H127ZM132 75V74H131ZM139 75H141V78L143 77V75H142V72H141V74H139ZM136 76V77H140V76ZM155 75H156V73H155ZM159 75V74H158ZM198 75V74H197ZM205 76H206V73L204 74ZM222 75H219V76H222ZM233 75V74H232ZM87 76V77H88ZM176 76V75H175ZM182 76H180V77H182ZM186 76H190L191 77V75H190V73L188 74V75H186ZM186 76H184V77H186ZM208 76V77H207ZM206 77L208 78V79H206V81L207 80H209V76H210V74L209 75H207ZM218 76V77H219ZM224 76V75H223ZM222 76V78L224 79L225 78V76L223 77ZM227 76V75H226ZM96 77V78H95ZM113 77H115V78H113ZM135 77V76H134ZM145 77V76H144ZM198 77H199V75H198ZM201 77V80L200 81H202V79H203V81H202V83H204V82H206L205 81V77L203 78V76H200ZM229 77V76H228ZM227 77V78H228ZM262 77H264V75H262ZM24 78V79H23ZM90 78V79H91ZM128 78V79H127ZM141 78H139V79H141ZM146 78H148V77H146ZM146 78H145V80H143V81H141L142 82V84L144 85V83L143 82H145V81H147L145 84V86H147V84L149 83V81H150V79H149V81H148V79L146 80ZM152 78V77H151ZM156 78V77H155ZM154 78V79H155ZM163 78V77H162ZM189 78V77H188ZM238 78V77H237ZM89 79V80H90ZM97 80L96 79V83L98 84V81L100 82V80ZM110 79V80H111ZM124 79L125 80H127L128 81V83H129V81H130V77H124L123 78V81H124ZM136 79V78H135ZM165 79V78H164ZM176 79V78H175ZM176 79V80H177ZM185 79V78H184ZM230 79V78H229ZM229 79H227L228 81H229ZM28 80V79H27ZM33 80V79H32ZM111 80V81H112ZM132 80V79H131ZM152 80V79H151ZM163 80V79H162ZM191 81H193V78H191L190 79ZM218 80H219V78H218ZM225 80H226V78H225ZM231 80V79H230ZM85 81H87V83H84ZM93 81V82H92ZM107 81V80H106ZM120 81V80H119ZM117 82V83H120L121 84V81L120 82ZM138 81V80H137ZM140 81V80H139ZM155 81V80H154ZM178 81V80H177ZM180 81H183V79L182 80H180ZM227 81V82H228ZM25 82H26V80H25ZM103 82H105V80H103V81H101V83L103 84ZM125 82V81H124ZM133 83H134V78H133V81H132ZM210 82V81H209ZM226 82V81H225ZM226 82V83H227ZM183 83V82H182ZM188 83V82H187ZM211 83V82H210ZM225 83V84H226ZM5 84V83H4ZM95 84V83H94ZM100 84V83H99ZM98 84V85H99ZM105 84V83H104ZM108 84V83H107ZM126 84V83H125ZM124 84V85H125ZM141 83H140V85H142ZM151 84V83H150ZM189 84V83H188ZM190 84H191V82H190ZM190 84L188 85V86H190ZM193 84L195 85V83H194V81H193ZM224 84V83H223ZM116 85V84H115ZM114 85V83H112V86L114 87L115 86ZM118 85V84H117ZM128 85H130V83L128 84ZM128 85H126L127 87H128ZM137 85V84H136ZM139 85V86H140ZM209 86H208V90L210 91L211 89H212V85H210V84H208ZM119 86V85H118ZM133 86V85H132ZM145 86H142L143 88L145 87ZM191 86H192V84H191ZM211 86V87H210ZM216 86V85H215ZM1 87H3V86H1ZM95 87L97 88V86L95 85ZM101 87V86H100ZM127 87H125L124 86V88H127ZM142 87H140V88H142ZM155 87V88H154ZM181 87V86H180ZM195 87V86H194ZM201 87V86H200ZM210 87V88H209ZM4 88H5V86H4ZM94 87H92V89H93ZM99 88V87H98ZM97 88V89H98ZM116 88V87H115ZM119 88H121V87H119ZM122 88H123V85H122ZM120 89L121 91L124 89ZM148 88V87H147ZM152 88V87H151ZM190 88V87H189ZM188 88V89H189ZM192 88H193V86H192ZM190 89V90H192V92L194 91L193 89ZM217 88V87H216ZM215 88V89H216ZM223 88V87H222ZM35 91H34V90ZM43 89H44V91H43ZM95 89V88H94ZM118 89V88H117ZM132 89V88H131ZM138 89H139V87H138ZM137 89V90H138ZM146 89V88H145ZM153 90L154 89H157L156 88V86H153V88H152ZM151 89V90H152ZM177 89H180L179 87L177 88ZM182 89H184V88H182ZM185 89H186V87H185ZM199 89H201V88H199ZM220 89V88H219ZM98 90H100V88L98 89ZM114 90V89H113ZM112 90V91H113ZM128 89H125L124 91H127ZM142 89H140V90H138V91H141ZM158 90V89H157ZM213 90H214V88H213ZM225 90V89H224ZM120 91V92H121ZM128 91H130V90H128ZM127 91V92H128ZM179 91V90H178ZM182 91V90H181ZM186 91V90H185ZM197 92H198V90H196ZM200 92H201V90H199ZM209 91H208V93H209ZM212 91V90H211ZM216 91H218V89L217 90H215V92ZM226 91V90H225ZM116 92V91H115ZM118 92H119V90H118ZM118 92H116V93H118ZM123 92V91H122ZM142 92V91H141ZM154 92V91H153ZM157 92V91H156ZM195 92V91H194ZM196 92V93H197ZM213 92V91H212ZM210 93V96H212L211 94H214V93ZM220 91H218V93H219ZM89 93H90V95H91V97L92 98H88V95H89ZM126 93V92H125ZM140 93V92H139ZM161 93V92H160ZM181 93V92H180ZM199 93V92H198ZM88 94V95H87ZM114 94V93H113ZM121 94V93H120ZM123 94V93H122ZM127 95H128V93H126ZM183 94H187V92H185V93H183ZM216 95H217V93H215ZM214 94V96L215 97H217L216 95ZM189 95H191V93H189ZM202 94H200V96H201ZM214 96H213V98H214ZM90 97V96H89ZM49 98V99H50ZM91 99V100H88V99ZM48 99V100H49ZM140 99V98H139ZM247 99V98H246ZM55 100V102H57ZM108 100V99H107ZM51 101V100H50ZM49 101V102H50ZM244 101V100H243ZM254 101V100H253ZM95 102V101H94ZM126 102V101H125ZM202 102V101H201ZM256 102V101H255ZM53 103V102H52ZM115 103V102H114ZM55 104H57V103H55ZM242 104V103H241ZM244 104V103H243ZM254 104V103H253ZM46 105V106H45ZM65 105V106H66ZM191 105V104H190ZM54 106V105H53ZM52 106V107H53ZM247 106V105H246ZM249 106V105H248ZM245 107V106H244ZM254 107V106H253ZM256 107V106H255ZM49 109V108H48ZM66 110V111H67ZM248 110H250V109H248ZM247 111V110H246ZM257 111V110H256ZM255 111V112H256ZM262 111H264V110H262ZM54 112V111H53ZM86 112H84L83 114H87ZM247 113V112H246ZM60 114V113H59ZM82 114V113H81ZM256 114V113H255ZM47 115V114H46ZM48 116V115H47ZM61 116H63V115H61ZM79 117H81V115H78ZM254 116V115H253ZM64 117V118H65ZM86 117V116H85ZM65 118V119H66ZM254 118H256V117H254ZM41 119H43V124H42V122H41ZM55 119V118H54ZM64 119V120H65ZM68 119H66V120H68ZM85 119V118H84ZM245 119V118H244ZM56 120V119H55ZM256 120V119H255ZM52 121V120H51ZM54 122V121H53ZM53 122H52V124H53ZM70 122V121H69ZM68 122V123H69ZM73 122V121H72ZM80 122V121H79ZM78 122V123H79ZM253 122V121H252ZM67 123V122H66ZM82 123V122H81ZM87 123V122H86ZM259 124V123H258ZM59 125V124H58ZM76 125V124H75ZM58 127V126H57ZM64 128V127H63ZM70 129V128H69ZM58 130V129H57ZM82 130V129H81ZM85 131V130H84ZM60 134V133H59ZM253 140V139H252ZM74 148H76V147H74ZM247 148V147H246ZM250 149V148H249ZM246 150V149H245ZM248 151V150H247ZM254 151V150H253ZM252 151V152H253ZM246 152V151H245ZM69 153V152H68ZM109 154V153H108ZM249 154V153H248ZM79 155V154H78ZM143 155V154H142ZM64 156V157H63ZM68 156V155H67ZM119 156V155H118ZM13 157H11V160H12V158ZM75 158H77V157H75ZM78 158H79V156H78ZM84 158V157H83ZM114 158V157H113ZM117 158H119V157H117ZM224 158V157H223ZM10 159V158H9ZM69 159V158H68ZM220 159V158H219ZM228 159V158H227ZM8 160V159H7ZM6 160V162H8V161H10L11 162V160H8L7 161ZM71 160V159H70ZM82 160V159H81ZM119 160V159H118ZM229 160V159H228ZM247 160V159H246ZM3 161H5V160H3ZM107 161V160H106ZM116 161V160H115ZM220 161H222V159L220 160ZM224 161V160H223ZM240 161V160H239ZM105 162V161H104ZM103 162V163H104ZM112 162H114V161H112ZM110 163H108L109 165H110ZM22 164V163H21ZM26 164V163H25ZM106 164V163H105ZM223 164V163H222ZM226 164V163H225ZM103 165V164H102ZM133 165H134V167H133ZM236 165V164H235ZM239 165V164H238ZM227 166H229V165H227ZM226 166V167H227ZM25 167H23V168H25ZM101 167V166H100ZM108 167V166H107ZM19 168V167H18ZM30 168V169H29ZM91 168V167H90ZM105 168V167H104ZM228 168V167H227ZM28 169V170H27ZM137 169V170H136ZM223 169V168H222ZM104 170V169H103ZM139 170V171H138ZM249 170V169H248ZM32 171H30V172H32ZM83 171V170H82ZM105 171V170H104ZM84 172V171H83ZM90 172V170L88 171V173ZM134 172H136V173H134ZM218 172V171H217ZM80 174H81V172H80ZM91 173H89L88 175H90ZM217 174V173H216ZM24 175V174H23ZM94 175V174H93ZM92 175V176H93ZM101 175V174H100ZM262 175H264V174H262ZM9 176V175H8ZM32 176V175H31ZM30 176V177H31ZM33 176H35V175H33ZM75 176H79L82 180V183H77V181L78 180H80V178L79 177H77L78 178V180H76L77 178L75 177ZM91 176V175H90ZM220 176V175H219ZM222 176V175H221ZM87 177V176H86ZM262 177H264V176H262ZM90 179V178H89ZM217 179V178H216ZM219 179V178H218ZM251 179V178H250ZM92 180V179H91ZM258 180V179H257ZM17 181V180H16ZM36 181V180H35ZM83 181H85V182H83ZM93 181V180H92ZM213 181V180H212ZM28 182V181H27ZM152 182V181H151ZM220 182V181H219ZM243 182V181H242ZM253 182V181H252ZM262 182V181H261ZM86 184V186L88 187L87 189L85 188V184ZM21 184V183H20ZM19 184V185H20ZM24 184V183H23ZM38 184V183H37ZM98 184V183H97ZM214 184V183H213ZM216 184H219L218 182L216 183ZM252 185V184H251ZM254 185V184H253ZM17 186V185H16ZM90 186H91V184H90ZM99 186V185H98ZM220 187H221V184L219 185ZM255 186V185H254ZM253 186V187H254ZM28 187V186H27ZM97 187V186H96ZM102 187V186H101ZM232 187V186H231ZM248 187V186H247ZM251 187V186H250ZM23 188V187H22ZM94 188H95V186H94ZM149 188V189H148ZM235 188V187H234ZM48 189V188H47ZM88 189H89V191H88ZM96 189V188H95ZM223 189V188H222ZM227 189H229V188H227ZM233 189V188H232ZM236 189V188H235ZM254 189V188H253ZM262 189H264V188H262ZM22 190V189H21ZM55 190V191H56ZM148 190V191H147ZM150 190V191H149ZM230 191H231V189H229ZM228 190V191H229ZM251 190V189H250ZM260 190V189H259ZM100 191V190H99ZM227 191V190H226ZM229 191V192H230ZM262 191H264V190H262ZM96 193H98V189H97V191H95ZM139 192V193H138ZM251 192V191H250ZM257 192V191H256ZM55 193V192H54ZM221 193V192H220ZM223 193V192H222ZM221 193V194H222ZM232 193V192H231ZM99 194V193H98ZM238 194V193H237ZM27 195V194H26ZM51 195V194H50ZM143 195V196H142ZM163 195H164V193H163ZM232 195H233V193H232ZM231 195V197H233ZM135 196V197H134ZM145 196V197H144ZM147 196V197H146ZM223 196V195H222ZM41 197V196H40ZM2 198V197H1ZM0 198V199H1ZM234 198V197H233ZM249 198V197H248ZM30 199V198H29ZM54 199V200H55ZM60 199V200H61ZM129 199V198H128ZM136 199L134 200V199H132L133 200V202L134 201H136ZM231 199V198H230ZM240 199V198H239ZM252 199V198H251ZM54 200H52V201H54ZM138 200V199H137ZM241 200V199H240ZM246 200V199H245ZM13 201V200H12ZM56 201V200H55ZM54 201V202H55ZM131 201V200H130ZM230 201V200H229ZM242 201V200H241ZM132 202V201H131ZM139 203V202H138ZM141 203V202H140ZM139 203V204H140ZM245 203V202H244ZM25 204V203H24ZM239 204V203H238ZM242 204H243V202H242ZM18 205V204H17ZM22 205V204H21ZM30 205V204H29ZM147 205V204H146ZM27 206V205H26ZM228 206H229V204H228ZM57 207H58V205H57ZM61 207V208H62ZM231 207V206H230ZM34 208V207H33ZM31 209V208H30ZM35 209V208H34ZM57 209V208H56ZM55 209V210H56ZM116 209H117V206H116ZM115 209V210H116ZM127 210V209H126ZM57 211V210H56ZM118 211V210H117ZM141 211V210H140ZM25 212V211H24ZM68 212V213H69ZM144 213V212H143ZM56 214H57V212H56ZM63 214L65 215V213H64V211H63ZM48 215V214H47ZM46 215V216H47ZM144 215V214H143ZM58 216V215H57ZM123 217V216H122ZM68 218V217H67ZM71 219V218H70ZM71 221H72V219H71ZM61 222V221H60ZM59 222V223H60ZM70 223V222H69ZM123 223H124V221H123ZM75 224V223H74ZM147 224V223H146ZM58 225V224H57ZM148 225V224H147ZM147 225H145L146 227H147ZM71 226V225H70ZM142 226V225H141ZM59 227V226H58ZM78 227V226H77ZM118 227V226H117ZM146 227H145V229H146ZM60 228V227H59ZM73 228V227H72ZM75 229H76V227H74ZM141 228H143V227H140V229ZM122 229V228H121ZM70 230V229H69ZM77 230V229H76ZM141 230H143L144 231V229H141ZM146 232V231H145ZM85 233H83V234H85ZM82 234V235H83ZM149 234V233H148ZM110 235V234H109ZM51 236V235H50ZM65 236V235H64ZM84 237V236H83ZM66 238H68V236L66 237ZM48 239H49V237H48ZM70 239V238H69ZM100 239V238H99ZM45 240V239H44ZM47 240V239H46ZM64 240V239H63ZM58 241V240H57ZM65 241V240H64ZM60 242H62V241H60ZM63 243V242H62ZM61 243V244H62ZM101 243V242H100ZM65 244V243H64ZM114 244V243H113ZM67 245V243L64 245V246H66ZM90 245V246H91ZM115 246H117V245H115ZM60 247V246H59ZM92 247H91V249H92ZM114 247V246H113ZM64 248V247H63ZM89 249V248H88ZM64 250V249H63ZM66 250H68V249H66ZM90 250V249H89ZM96 250V249H95ZM69 251V250H68ZM92 251H93V249H92ZM65 252V251H64ZM73 252V251H72ZM89 252V251H88ZM98 252V251H97ZM186 253V252H185ZM63 254V253H62ZM66 254V253H65ZM68 254H69V252H68ZM73 254V253H72ZM132 254V253H131ZM107 255V254H106ZM187 255V254H186ZM70 256V255H69ZM82 256V255H81ZM98 256V255H97ZM69 258V257H68ZM70 258H71V256H70ZM69 258V259H70ZM94 258H96V257H94ZM73 260V259H72ZM97 260V259H96ZM91 261V260H90ZM143 261V260H142ZM70 262V261H69ZM88 262H89V260H88ZM97 262V261H96ZM40 263V262H39ZM85 264H87V263H85ZM88 264H93L92 262L90 263H88Z\"/></svg>",
	"mask_w": 264,
	"mask_h": 264
}]
</instances>
